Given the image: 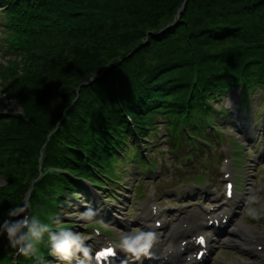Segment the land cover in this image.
I'll use <instances>...</instances> for the list:
<instances>
[{"label": "trees", "instance_id": "16d2710c", "mask_svg": "<svg viewBox=\"0 0 264 264\" xmlns=\"http://www.w3.org/2000/svg\"><path fill=\"white\" fill-rule=\"evenodd\" d=\"M0 5H6L8 38L22 36L14 53L20 80L13 77L18 63L0 69L8 82L3 93L22 111L0 116L5 180L0 201L9 199L0 207L1 218L14 219L8 211L19 207L18 198L37 178L40 155L46 165L83 175V157L69 147L84 149L90 162H98L104 155L94 144L100 120L112 141L133 139L118 98L143 139L158 114L197 100L195 74L205 96L239 80L248 89L264 85V0H0ZM16 23H26L27 30ZM68 187L73 184L67 177L46 176L35 182L32 199L52 213V194L61 205Z\"/></svg>", "mask_w": 264, "mask_h": 264}, {"label": "rangeland", "instance_id": "374dc122", "mask_svg": "<svg viewBox=\"0 0 264 264\" xmlns=\"http://www.w3.org/2000/svg\"><path fill=\"white\" fill-rule=\"evenodd\" d=\"M0 16H2V14H0ZM6 34L2 25L0 24V69L1 71H4L7 67L8 68H14L15 65L12 66H8V64L10 63V59L13 60V62L18 63V70L17 69H13L16 70V73L21 74V66L19 63V58L18 56H12V57H8L7 54H5V37ZM4 46V47H1ZM10 58V59H8ZM0 71V72H1ZM2 75H0V113H9V112H19L20 111V106L18 104H16V102L14 101H10L9 98H7V96L5 95V93H3V85H7L8 82L3 81L2 80ZM238 96V89H234V90H230L228 93H226L223 97H226L227 101L228 99L231 100L233 98H236ZM252 100H249V104H251V106L244 110V116L241 117L240 115H238V117L235 120V125H228L229 127V131L232 134V139H235L238 141V143L242 146V148L245 150V152H248V156L251 158V160L253 158H259V156L261 155L262 149L260 148L261 146L259 145L261 143V141L263 142V138H260V142L259 144L256 142L255 138L256 135L258 136V129L257 124H258V112H259V108L262 105V103L264 102V97L263 94L260 90H255L253 91V93L251 94ZM226 101V102H227ZM225 102V103H226ZM222 104H217L214 106L215 110H221ZM247 112H249V114H247ZM247 116H249V119L247 118ZM224 120H227L229 122V118H225ZM248 120L250 121V123L248 122ZM237 126H239L241 128V132H237ZM221 128H223V125L219 126ZM239 131V130H238ZM158 137L161 138L162 137V133H158ZM252 138V140L250 139ZM251 140V141H250ZM250 146V147H249ZM259 147L258 149H256L255 147ZM227 148V146H225ZM249 147V148H248ZM244 164V163H242ZM247 164V162L245 163V165ZM251 165H253V163H250ZM125 167V166H124ZM241 167V166H240ZM252 167V166H251ZM134 166L133 165H128V173L125 172L124 175V179L128 181L129 179V172L131 173V171L133 170ZM248 173L247 175V180L248 182L251 183V189H252V185L254 182V178L249 170H247ZM260 176L262 179H259L256 181L255 186H256V190H252L257 191L256 194L259 195L262 200L261 203L264 204V166L261 167L260 172H259ZM140 177V176H139ZM4 178L0 176V185H3ZM137 181V179L134 180V178H132L131 181H128V188L131 189L132 185L134 184V182ZM124 183H126L124 181ZM250 191V190H248ZM122 194L127 195L124 191H121ZM81 196V195H79ZM118 196V195H117ZM129 196H132V192H130ZM118 199H120V201L125 202L126 200H124V197H118ZM78 202L77 205H71L70 208H67L68 210H65L63 212H60V214H57L59 216H61L62 218V223H70L72 224V228H70L72 231L80 233L82 236L87 237L85 243L88 246V248L91 245H98L100 244V238H96L93 234H92V228L93 227H97V226H101L99 227L102 231H106V230H112V232L110 233L111 237L113 238V240H115L117 238V236L121 233V232H128V231H132V229H129V226L132 227V224L134 222L136 213L133 210L132 212L129 213V219L127 221H123V217L120 216L119 218L121 219H117L119 222L124 223L125 227L124 228H118L116 226V224H104V222L102 221L104 219V214L103 219L101 218H97L95 217L94 220L92 222H85V221H81L79 219V214L83 213L87 210H81L80 207H84V203H81V199L77 198ZM81 201V202H80ZM100 204L103 203V199L99 200ZM245 205L243 207H240L239 210H237V215L234 218L233 222L231 223L233 225L232 229H238L245 226L248 228H253V230L256 231L257 235L259 236V242L260 244L264 245V226L261 225L260 220H253L251 219L246 212V208L248 207L247 204V200L244 201ZM134 203V201L132 202ZM131 203V198H128L127 202L124 204V207L126 206H130L132 205ZM88 204V203H86ZM165 204V203H164ZM96 207H99L97 203H95ZM111 206V207H110ZM120 206L118 200H114L113 202L109 203V207L111 208V212L110 214L116 216L115 210H118L116 207ZM259 207V205H258ZM95 212L97 213L98 217H100V215L102 214V211L98 210ZM121 213H124V211H120ZM111 216V215H109ZM123 216H126L123 215ZM110 221V220H109ZM115 220L112 219L111 222H114ZM89 228V229H88ZM230 229V231L232 230ZM241 231V230H240ZM236 241L235 239H233L231 236H226L223 239H221L214 248L213 251V258L211 263L209 264H264V261L262 260V257L260 256H251L245 252H243L238 246L236 247V244L239 242H233ZM221 242V243H220ZM244 242H247V240L245 239ZM1 244V248L4 250H8V242L7 240H3L1 239L0 241ZM52 258L54 259L55 257L52 256ZM78 258H74L72 261V264H77ZM29 261H24L22 264H29ZM48 264H53V262H50V260H48L47 262ZM61 264V263H58Z\"/></svg>", "mask_w": 264, "mask_h": 264}, {"label": "clouds", "instance_id": "9594fccd", "mask_svg": "<svg viewBox=\"0 0 264 264\" xmlns=\"http://www.w3.org/2000/svg\"><path fill=\"white\" fill-rule=\"evenodd\" d=\"M227 107H231L229 99ZM261 200L262 198L256 192L248 197L246 212L253 220L260 219L264 215V204ZM26 210L27 205L14 207L8 211V216L14 219H5L0 223V235L5 236L8 245L16 250L18 256L35 257L43 264L38 255L39 246L45 242L47 236L49 255L63 264H72L78 254H82L83 259H78L77 264H85V261L90 260V249L85 243L87 237L70 228L60 227L62 220L59 215L51 216L44 221L37 216L27 214ZM95 217L96 212L92 209L79 214V219L85 222H92ZM156 242L155 232L137 228L121 232L115 240L111 241V245L139 261L141 257H147L150 254Z\"/></svg>", "mask_w": 264, "mask_h": 264}, {"label": "bare ground", "instance_id": "6f19581e", "mask_svg": "<svg viewBox=\"0 0 264 264\" xmlns=\"http://www.w3.org/2000/svg\"><path fill=\"white\" fill-rule=\"evenodd\" d=\"M252 229L250 228H247L243 231H240V230H232L231 231V236L236 240L238 241L239 243L241 242H244V238L247 237V235H250L252 233ZM250 233V234H249ZM250 237H253V236H250ZM243 244V243H241ZM244 245V244H243ZM247 247V250H248V253L252 256L254 255H258L260 257H262V259H264V254L262 256V254L260 253H257L254 249H253V246H251L249 243L247 245H245Z\"/></svg>", "mask_w": 264, "mask_h": 264}, {"label": "snow or ice", "instance_id": "6c2138e0", "mask_svg": "<svg viewBox=\"0 0 264 264\" xmlns=\"http://www.w3.org/2000/svg\"><path fill=\"white\" fill-rule=\"evenodd\" d=\"M231 188V186L229 185V189ZM229 194H231L229 192ZM200 243H203V238H200ZM116 255V253L114 252V250L111 247L106 248L103 251L97 252L96 253V259L99 260L100 258H104L106 261L108 260V258L110 257H114Z\"/></svg>", "mask_w": 264, "mask_h": 264}]
</instances>
